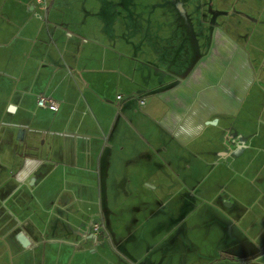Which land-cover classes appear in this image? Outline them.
<instances>
[{
  "label": "crops",
  "instance_id": "obj_1",
  "mask_svg": "<svg viewBox=\"0 0 264 264\" xmlns=\"http://www.w3.org/2000/svg\"><path fill=\"white\" fill-rule=\"evenodd\" d=\"M50 1L44 19L27 11L21 25L11 27L7 44L10 51L28 48L32 55L29 74L16 88L21 98L9 103L11 111L25 109L21 99L29 95L35 103L38 95L50 96L58 108L36 103L48 114H41L28 132L12 122L20 129L16 142L26 151L11 149L0 167V241L15 264H135L129 259L137 257L132 250L118 251L114 261L100 249L106 221L101 217L94 221L99 230L89 229L95 214L92 207L75 204L76 194L90 191L94 177L104 178L107 188L125 179L133 193L142 187L147 193L164 192L175 171L181 185L190 187L189 174L200 171L199 162L208 165L210 153L205 152L223 133L229 150L213 144L210 152L217 161L234 162L235 151L257 148L256 138L264 133V126L258 127L264 125L258 113L264 86H254L264 83V45L252 41L249 27L264 26L262 15L239 16L245 28L237 36L226 21L215 30L207 54L178 81L159 66L126 56L125 45L105 44L67 23L64 18L73 12L58 11L57 0ZM16 15L19 9L7 11L5 21ZM246 37L251 41L245 45ZM13 134L0 138V150L15 145ZM237 162L255 167L249 156ZM65 190L70 196L60 199ZM241 217L256 243L248 251L222 254L218 263L264 264V209L256 218Z\"/></svg>",
  "mask_w": 264,
  "mask_h": 264
},
{
  "label": "rangeland",
  "instance_id": "obj_2",
  "mask_svg": "<svg viewBox=\"0 0 264 264\" xmlns=\"http://www.w3.org/2000/svg\"><path fill=\"white\" fill-rule=\"evenodd\" d=\"M52 3L50 0H0V29L4 31L0 33V138L15 132V145L5 144L0 150V167L11 149L26 151L25 144L16 142L20 129L12 122L24 125L28 132L41 114H48L37 107L31 95L21 99L26 102L25 109L11 111L9 103L21 98L17 97L16 88L29 74L32 56L28 48L10 51L8 43L14 33L11 27L20 26L27 11H36L44 19ZM55 4L58 11L73 12L64 18L67 23L105 44L125 45L126 56L152 67L159 66L178 81L207 54L215 30L223 29L226 21L236 36L245 28L239 16L260 14L264 22V0H57ZM16 9L21 15L5 21L7 11ZM256 16L255 20L259 18ZM9 29L11 34L7 33ZM249 30L252 41L264 45V26H251ZM247 39L250 38H243L245 45L251 41ZM241 48L248 51L245 46ZM21 51L24 53L19 57ZM258 85L262 87L264 83L257 82L254 87ZM258 113L264 123V106ZM206 127L208 131L210 128ZM34 133L42 137L41 133ZM217 140L205 152V155L210 153L208 165L199 162L200 171L189 174L190 187L181 185L175 171L172 177H167L169 184L170 180L172 183L164 192L147 193L142 187L141 192L133 193L129 190L132 187L125 186V179H121L120 186L110 183L112 186L107 188L104 178L94 177L90 191L83 188L82 193L76 194L75 204L90 206L95 214L88 220L89 229L94 221L100 222L104 217L103 241L99 246L111 260L116 261L118 251L129 249L137 255L129 258L135 264H210L218 263L222 254L254 247L256 242L241 215L250 213L256 218L258 210L264 209V188L260 187L264 186V133L256 138L257 148L249 147L246 152L240 149L233 155L237 161L252 157L253 168L242 167L237 161L222 162L219 151L217 158L221 161L214 159L215 151L210 150L217 143L221 149L229 150L226 140L230 139L226 134ZM253 169L258 176L251 175ZM65 183L68 185L67 180ZM68 196L65 190L60 199ZM161 222L166 224L160 225ZM117 232L124 235L122 239ZM15 263L6 243L0 241V264Z\"/></svg>",
  "mask_w": 264,
  "mask_h": 264
},
{
  "label": "built area",
  "instance_id": "obj_3",
  "mask_svg": "<svg viewBox=\"0 0 264 264\" xmlns=\"http://www.w3.org/2000/svg\"><path fill=\"white\" fill-rule=\"evenodd\" d=\"M117 97H120V95H117ZM140 102H143V99H140ZM36 103L38 106L49 108L53 111L57 110L58 104L57 102L50 96L47 95H38L36 98ZM99 224L93 223L92 229L93 231L99 230Z\"/></svg>",
  "mask_w": 264,
  "mask_h": 264
}]
</instances>
